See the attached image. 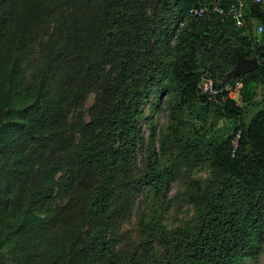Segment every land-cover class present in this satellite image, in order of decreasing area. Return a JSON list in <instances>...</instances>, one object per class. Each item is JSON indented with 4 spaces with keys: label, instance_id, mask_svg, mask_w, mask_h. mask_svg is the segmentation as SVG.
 <instances>
[{
    "label": "trees",
    "instance_id": "1",
    "mask_svg": "<svg viewBox=\"0 0 264 264\" xmlns=\"http://www.w3.org/2000/svg\"><path fill=\"white\" fill-rule=\"evenodd\" d=\"M210 1L0 0V264H241L258 253L264 0L247 2L241 27L233 0L224 14H188ZM239 55L258 60L224 80H241L243 106L207 101L204 71L218 81ZM152 96H166L170 122L155 149L141 122ZM170 147L176 165L207 175L185 178L193 218L167 228ZM143 189L150 209L133 241L120 229Z\"/></svg>",
    "mask_w": 264,
    "mask_h": 264
},
{
    "label": "rangeland",
    "instance_id": "2",
    "mask_svg": "<svg viewBox=\"0 0 264 264\" xmlns=\"http://www.w3.org/2000/svg\"><path fill=\"white\" fill-rule=\"evenodd\" d=\"M177 27V25H176ZM176 32V28H175ZM233 68V67H232ZM232 68L223 75L222 79L218 81H224L231 79L228 74L231 72ZM217 80V79H216ZM259 87L257 89L256 98H259ZM166 96H162L161 99L157 100L156 97H151L149 103L144 108V115L142 122V130L143 136L146 139V136L149 133L148 124L154 128V149L158 148L160 138L166 134L168 131V126L170 124L168 120V111L165 103ZM92 102V95H88L87 99L84 103V109H87ZM236 104L239 106H243V104L235 100ZM217 103V102H212ZM211 115V111L208 112ZM86 118V117H85ZM187 121L189 116L185 113L184 117ZM223 123H228V121L224 119H220L216 123V127L221 126ZM182 125H189L183 123ZM168 151L171 154L168 155L167 159L165 160L166 167H174L176 169L175 172V179L171 180L168 184V193L166 194V199H169V202H164L161 208L156 207V210L162 214V224L167 228L170 226H175L181 222L191 220L193 218V209L192 207L187 204L186 202L182 201L180 198L182 192V184L185 182V178H204L207 175V170L204 168H198V166L192 168V170L187 173L186 169H183L182 164L176 165L174 163V148H168ZM145 160V149L142 146L141 151L138 152L136 156V166L137 168L143 167V162ZM174 163V164H173ZM146 191V188H145ZM142 190V192L138 195L135 199L132 210H131V217L124 223L120 229L122 232H126L130 235L131 240L135 241L137 239V234L139 232V224L138 220L141 214H149V205H148V194ZM155 210V211H156ZM46 233V232H44ZM43 233V235H44ZM159 252V250H158ZM2 264H10V262H3ZM241 264H264V242L260 246V250L257 254L252 257H248L242 261Z\"/></svg>",
    "mask_w": 264,
    "mask_h": 264
},
{
    "label": "built area",
    "instance_id": "3",
    "mask_svg": "<svg viewBox=\"0 0 264 264\" xmlns=\"http://www.w3.org/2000/svg\"><path fill=\"white\" fill-rule=\"evenodd\" d=\"M227 0H212L205 4L198 3L197 6H191L188 9V14L191 16H203L208 14L210 11H216L219 14H224V9L222 7V3ZM247 2L258 3L260 0H233L228 4L227 14L232 17L235 21V25L237 27H241L244 25V20L242 17V11L245 8ZM183 20L177 23L176 31L182 27ZM261 33V27H253L252 28V36L254 37V41H259V36ZM219 83L218 87L217 84ZM242 82L239 79H233L231 81H217L210 77V74L207 70L204 71L201 76L199 83L197 85V89L200 95L206 97L207 101L217 102L216 97H220V101L223 102L225 100H235L240 101L242 94ZM236 103V102H235Z\"/></svg>",
    "mask_w": 264,
    "mask_h": 264
},
{
    "label": "water",
    "instance_id": "4",
    "mask_svg": "<svg viewBox=\"0 0 264 264\" xmlns=\"http://www.w3.org/2000/svg\"><path fill=\"white\" fill-rule=\"evenodd\" d=\"M257 65H258V60L256 58L254 57L246 58L239 55L235 65L233 66L228 76L234 78L240 74H245L255 69Z\"/></svg>",
    "mask_w": 264,
    "mask_h": 264
}]
</instances>
